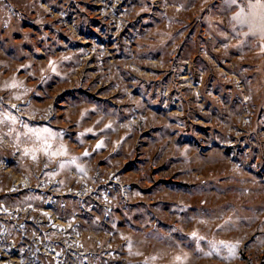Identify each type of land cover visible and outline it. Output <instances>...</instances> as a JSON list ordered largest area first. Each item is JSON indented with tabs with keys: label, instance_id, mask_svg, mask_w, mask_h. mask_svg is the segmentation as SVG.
<instances>
[{
	"label": "rangeland",
	"instance_id": "obj_1",
	"mask_svg": "<svg viewBox=\"0 0 264 264\" xmlns=\"http://www.w3.org/2000/svg\"><path fill=\"white\" fill-rule=\"evenodd\" d=\"M242 7L0 0V264H264V35ZM25 123L67 153L33 159Z\"/></svg>",
	"mask_w": 264,
	"mask_h": 264
},
{
	"label": "snow or ice",
	"instance_id": "obj_2",
	"mask_svg": "<svg viewBox=\"0 0 264 264\" xmlns=\"http://www.w3.org/2000/svg\"><path fill=\"white\" fill-rule=\"evenodd\" d=\"M243 3V7L240 9L239 13L234 16V19L237 23L244 25L248 28V34L249 35H257L262 34L264 35V0H241ZM237 5V0H225V6L228 9L234 8ZM51 66V69L53 72L56 71L55 64L53 61L48 62ZM20 85V82L13 80L11 84H5L3 85L4 88L9 87H17ZM17 99L20 97L17 96ZM15 107V105H13ZM7 121H10L12 125L16 124L17 117L12 115L9 112L4 113L2 116H0V123H5ZM26 129V132L23 133V135L29 136V138H33L36 141L35 147L31 148L30 150H26V154H31L33 159L37 158V153L42 152L44 155L48 156L49 158H55L58 156H63L67 153L66 147L61 145H54L53 144V138L55 137L56 133L53 132V130L47 126L44 127H31L28 124L23 125ZM107 127V126H106ZM86 131L91 132L92 129H86ZM12 133V129H9V134ZM17 138L19 139V136L21 133H16ZM100 141L97 142V147L101 146ZM87 150H85L84 155H87ZM77 157H72L70 161H60L61 167L64 166L65 163H71L76 164ZM78 168H80L81 171H83L82 166L77 165ZM219 227V225L217 226ZM191 235L193 237H197L196 232H192ZM236 243H239L238 241ZM217 244L224 246L228 249L229 254H233L235 244H232L231 242L227 241H213L211 242V247L219 251L220 249L217 248ZM129 247H131V244H129ZM210 254V253H206ZM152 260H155V257L151 258ZM186 259V256H176L175 260L178 262V264H181L183 260ZM147 264V262H146Z\"/></svg>",
	"mask_w": 264,
	"mask_h": 264
}]
</instances>
